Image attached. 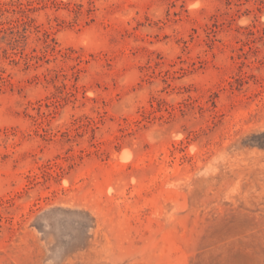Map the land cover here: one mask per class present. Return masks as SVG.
<instances>
[{
  "label": "rangeland",
  "instance_id": "374dc122",
  "mask_svg": "<svg viewBox=\"0 0 264 264\" xmlns=\"http://www.w3.org/2000/svg\"><path fill=\"white\" fill-rule=\"evenodd\" d=\"M0 3V264H264V0Z\"/></svg>",
  "mask_w": 264,
  "mask_h": 264
},
{
  "label": "trees",
  "instance_id": "16d2710c",
  "mask_svg": "<svg viewBox=\"0 0 264 264\" xmlns=\"http://www.w3.org/2000/svg\"><path fill=\"white\" fill-rule=\"evenodd\" d=\"M20 10H22L21 7H20ZM4 12L17 13V9L6 8L3 4L0 3V13H4ZM27 26H28V21H26L24 18H22V19L16 18L15 20H11V21L7 22V27L4 26V24H1L0 33H5L6 34L7 32H10L12 35H21V37H25L26 30H27L26 27ZM20 27H23V30H24L23 33L18 30ZM16 29L18 31L15 32ZM13 39H14L15 42L18 41V38H16V37H13ZM22 58L24 59L25 64L27 66H29L30 61H32L33 59L34 60L35 59H40L41 57L37 56V55H31L30 56L28 54H24ZM42 58H45V55ZM0 80L2 81L3 84L4 83H10L11 84V82L6 77L0 76Z\"/></svg>",
  "mask_w": 264,
  "mask_h": 264
}]
</instances>
